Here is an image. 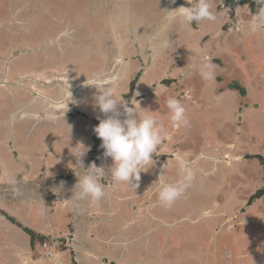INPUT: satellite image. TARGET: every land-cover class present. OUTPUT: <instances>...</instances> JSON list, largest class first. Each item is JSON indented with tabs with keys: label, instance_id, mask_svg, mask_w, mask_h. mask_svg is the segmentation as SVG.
I'll list each match as a JSON object with an SVG mask.
<instances>
[{
	"label": "crops",
	"instance_id": "1",
	"mask_svg": "<svg viewBox=\"0 0 264 264\" xmlns=\"http://www.w3.org/2000/svg\"><path fill=\"white\" fill-rule=\"evenodd\" d=\"M134 1L136 3L140 1L138 7L145 14L137 18L129 16L127 11H125L122 20L127 27L134 28L135 30L133 32L134 37L132 42L137 45L144 38V41H149V43L147 42L148 47L150 46L153 50L160 51V43L164 41V37L166 36L172 39L171 45L173 47L171 51L168 52L165 48L159 54L161 59L165 57L169 58L168 62H165L158 68L160 72L154 73L156 75L154 78H149L151 75L149 74L145 76L146 79L138 80L134 84V92L129 99V101L135 99L140 107L144 103L149 104V106L156 105L151 109L142 107V109L155 112L156 118L162 116L161 106L164 104L162 97L166 99L169 96L166 90L170 85H166V88L160 87L161 84L163 85V80L167 79L170 81L176 79L175 77H170L171 74L178 76L182 73L188 79L192 78V76H189L190 73L193 72V74H196L194 69L196 67H192L195 60L191 56L194 36H198L195 40L198 39L201 42L204 38H207L206 36L211 33H216L218 29L221 30L237 17L240 20L237 21V18L234 24H237L236 27L240 25L239 30H243L244 39L240 41V46L244 47V52L248 59V62L244 63V66L247 63L249 65L250 63L254 64L253 67L250 66L252 77H254L257 71L256 69L260 66L259 72L260 78H262L261 74L264 72L262 62L264 58V26L258 30L252 29L251 22L256 14H252L249 4H239L243 0H211L216 15L215 20L198 22L200 26L196 27V30L185 25L179 19L174 20L173 17L177 16V13H167L180 7H189L190 5L187 3V0H175L174 3L172 0ZM231 15L234 16L233 19ZM111 21H114L112 17L106 22ZM191 26L195 27V23ZM113 27L117 31L119 30L118 28H122V23L120 22V25H114L113 22L112 26L108 27V31H111L108 33H112L114 37L112 40L114 45L119 48V46L121 47L123 45V42H121L122 37L120 33L113 31ZM115 34L118 35L115 36ZM106 37L107 34L105 33L103 35L102 32L100 37H95V39L102 40L104 45ZM155 39L158 41V45L156 46L154 43ZM236 39L240 40L241 37L237 36ZM174 49H176L175 52L173 51ZM194 51H197L196 47H194ZM178 55H183L184 57L190 56V58L185 60L186 63L184 64L185 71L188 74L181 72L179 65L175 64L179 58L176 57ZM111 58L113 60L115 59V57ZM154 64L156 66L157 61ZM112 65H114V61ZM244 68L248 69V67ZM111 70L113 69H109V72ZM115 72L116 75L121 72V75L112 77V80L108 84H111L118 78L120 80L125 79L128 77L130 70L123 69L122 64V67H115ZM122 73L125 74L122 75ZM130 79H127L128 83ZM181 79L182 76H180ZM178 81H172V88H175V97L185 105L187 116L190 118L193 116L202 118L205 113L204 118L208 120L210 111L208 110V115L204 112L205 105H201L203 101H206L209 108L212 107L211 110H214L215 114H219L217 112L219 110L222 113L221 115L219 114V117H226V106L235 103L233 99L234 94L228 92L225 95L221 93L218 99H216V95H212L213 97L209 96L207 100L205 98L198 99L194 92L191 94L193 89L192 85H188L187 88L182 89ZM5 83L0 81V86H5ZM112 85L115 87L116 83L113 82ZM81 88L78 85L74 89L72 88L73 91H65L63 94L65 99L58 100L53 97V99H50L53 101V104L47 103L43 107L36 106L34 101L37 99L40 102V94L32 91L31 100L34 105L27 110H24L26 107L25 103L23 104V109L20 108L22 101L20 102L14 96L10 99L11 103L3 101V104L0 106L1 118V114H4L3 112L7 109L9 110L7 111L9 116L11 114L15 116L17 114L16 112H19V109L24 111H20L22 115H18V113L12 119L2 118L0 120V142L2 144L0 149V264H152V260L150 259L151 251L147 250L148 238L152 236L149 231H152V228H149V230L145 228L144 233V230L141 231L135 226L127 229L128 227H124V225L115 224L117 218H126L129 214L130 210L120 208L119 206H128V209L132 207L131 201L127 203L122 202L127 197L134 199L132 188H129L123 183H114L111 180H105L103 182L106 183V195L100 201L69 200L77 182V178L71 169V165L75 164V158L70 154V148L74 147L80 141H83L86 146H91L90 144L93 146L95 137L93 129L98 125L100 119L105 118L95 106V96L98 94L97 90L94 87H87L84 90H81ZM8 89L7 93H10ZM126 92L117 91V94H124V98ZM165 94L166 97L162 96ZM7 104L8 106H5ZM54 104L61 106V108L55 109L57 107ZM73 108L75 110H72ZM261 108L264 110V106H261ZM77 110L81 112L82 116L68 118V114L71 116L72 112L77 113ZM58 111L60 113L59 117H57ZM137 111L139 112L138 108ZM61 116L64 118H61ZM240 116L242 114L239 112L237 117ZM123 118L121 116V119ZM58 119V122L54 121ZM244 119L254 121L255 124L257 122L259 123L254 108ZM84 124L86 125L85 128ZM181 127H175V131H168L157 153L154 154H158V157L164 154L167 157L171 155L173 158L167 161H155L147 172L141 173L138 182V185H141L140 191L144 202L143 205L145 207L147 203L158 205L155 211H160L159 214L155 213V220L160 223L159 230L155 231L154 237L152 236L157 241L156 247L166 244V249L168 250L170 246L168 245V232L166 229L164 230V227H175L183 232L179 234L180 241L177 235L174 237L177 241L174 250L180 252V245L185 246L187 242H191L193 236H196L195 231L198 237H202L200 234L203 233L204 235L203 228L207 224L210 226L218 222L221 223V219L224 218L226 222H231L234 226L244 224V242L250 241L247 249L236 255L235 260L241 259L244 255V260L240 261H243L245 264H261L257 261L255 263L252 262L251 257L258 256L257 258L259 260H264V212L262 211L260 213V216H263L262 225L258 227L260 223L257 222L258 220L255 216L259 214H254L255 209L244 208V203L248 199L244 198L238 201L237 195L239 189L237 187L234 190L231 186L225 201L218 203L213 201V193L215 190H212L210 184H206L208 182H205V187H201L198 181L194 182L193 179L191 191L195 203L197 202L194 208L189 206L185 208L183 201L186 200V195H188L186 194L187 188L180 198L183 199L182 203H177L176 201L171 207H164L159 204L156 195L158 185L154 184L158 181V177L164 173V178L167 182H176L181 178L183 173L177 157L181 159L183 165L190 171L188 166H186L188 163L183 159L185 156L184 152L179 151L173 142L177 133L180 134V131H183ZM170 141L172 142L171 144ZM175 149L177 153H175L176 151H171ZM215 156L206 157L204 154H200L199 157L204 158L203 160H212V164L219 162L221 158L224 160L227 157H220L217 154ZM83 159H85L84 164L87 166L86 156ZM104 160L106 161L104 167L107 169L111 166V159ZM227 162L229 161L227 160ZM198 167L199 173L200 166ZM209 178L211 179L210 182H212L213 176ZM244 189L247 190V187L244 186ZM124 190L128 191L126 197L123 194ZM250 194L248 193V196ZM209 203L211 204L209 205ZM209 209L212 211H209ZM192 210V215H195V217L191 222L185 216V213ZM175 219L176 221H173ZM234 219L237 222H234ZM170 220L172 221L169 222ZM175 223L181 226L178 227V225H174ZM188 223L195 224L196 226L194 225L191 230L187 231L186 225ZM197 224L199 225L197 226ZM213 228H210V241L213 240V243L216 242V247L219 243L223 245L222 248L224 251L220 252V256L225 258L226 261L221 260V263L234 264L236 261L233 263L234 260L231 255L237 250H234L235 246L234 244L232 245L229 238H234L236 241L241 240L237 235H240V231L236 229L234 231H228L224 224L220 226L219 230H214ZM25 230L33 233L35 237L32 239ZM261 230L263 235L261 234ZM259 231L261 235L257 234ZM217 235L219 240H216ZM240 236L242 237V235ZM152 237L150 238L151 240ZM141 239L144 244L143 248L144 250L146 248V251L142 248L141 250L139 248V251L134 249L138 246L136 240L140 241ZM61 240H64L66 245L64 249L59 250L56 244ZM248 248L254 249L251 255L246 252ZM211 257L214 258L215 256L212 255ZM199 258L197 259L198 262L196 260L195 263L203 264ZM214 262V264H217L216 261Z\"/></svg>",
	"mask_w": 264,
	"mask_h": 264
},
{
	"label": "rangeland",
	"instance_id": "2",
	"mask_svg": "<svg viewBox=\"0 0 264 264\" xmlns=\"http://www.w3.org/2000/svg\"><path fill=\"white\" fill-rule=\"evenodd\" d=\"M139 2L136 3L134 0H0V81L6 82L5 86H0V106L3 104V101L11 103L10 99L14 96L20 102L22 101L20 108L24 107L23 104L26 101L27 105L24 110L31 108L34 105L31 100V92H29L31 90L36 94L49 96L51 99L55 97L58 100H63L65 99L63 94L65 91H68L69 87L74 88L82 85L81 81L91 83V77L96 74H102L105 79L109 77L108 75L111 77L121 75V72L118 75L114 73H116L115 67H120L122 64L123 69H129L130 72L125 79L120 80L118 78L115 80L114 78L115 81L113 82L116 83V92L127 91V94L130 91V87L134 85L133 78H136L135 83L143 78L146 79L145 76L149 74H151L149 78H154L156 76L155 74L160 72L158 68L165 62H168L169 58L165 57L161 59L159 54L162 53L160 52L162 49L158 51L153 50L150 46L148 47L147 42L149 43V41H144V38L140 44L136 45V43L132 42L134 37L133 32L135 30L134 28L127 27L122 20L125 11H127L129 16L137 18L145 14L138 7ZM231 16L233 19L234 16ZM111 17L114 21L106 22ZM237 18V21H239V17ZM236 19L232 20L231 23L229 22L221 30L218 29L216 33L209 34L201 42L198 39L195 40L198 36H194L192 46L193 50L196 47L197 51L193 52L192 50L191 56L195 60L192 67H196L197 70L194 68L196 74H193V72L189 74L192 78L188 79L180 73L178 76L171 74L170 77H175L176 79L170 81L167 79L163 80L164 86L170 85L166 90L169 96H175V88H172V81L175 80L177 82L180 80V76H182V79L178 81L179 85H182H180V88L184 89L188 85H192L193 89L191 94L194 92L198 99L205 98L207 100L209 96L213 97L212 95H216L215 97L218 99L221 93L225 95L227 92L234 94L233 99L235 103L226 106L227 119L223 116L219 117V114L221 115L222 113L217 110L219 114H215L214 110H211L212 107L209 108L206 101H203L201 105H205L204 112L208 115L210 111L208 120L204 118L205 113L202 118H196L195 116L192 118L188 117L189 123L182 126L181 129L183 131H180V134L177 133L174 137V145L179 151L184 152L185 156L182 158L188 163L186 166H188L192 175L186 191L188 195H186V200L183 201L185 208L188 206L194 208L197 203H195L191 191L193 179L194 182L198 181L201 187L210 184L212 190H215L213 193V201L218 203L225 201L231 186L234 190L236 187L239 189L237 195L238 201L244 198L249 201L250 197L258 189L264 188V164L261 162V159L264 161V110L261 108V106H264V72H262V78H260V66H258L254 77H252L250 66L253 67L254 64L250 63L249 65L247 63L244 66V63L248 62V59L246 58L244 47L240 46V41L244 39V36L243 30H239L240 25L236 27L237 24H234ZM113 22L114 25H120V22L122 23V28H118L119 30L117 31L113 27V31L120 33L122 37L121 42H123V45L121 47L119 46V48L112 41L114 39L112 33H108L111 32L108 31V27L112 26ZM198 26L200 24L195 23V27L191 26L190 28L196 30ZM102 32L103 35L105 33L107 34L104 45L102 40L95 39V37H100ZM117 35L115 34V36ZM237 36L241 37V39H236ZM164 40H169L170 45L166 50L168 52L171 51L173 47L171 45L172 39L165 36ZM154 43L155 46L158 45L157 39H155ZM175 50L173 51L175 52ZM111 57H115V59L113 60ZM176 57L179 58L175 64L179 65L181 72L188 74L185 71L184 64L186 63L185 60L190 58V56L184 57L183 55H178ZM205 57L210 58L211 63L215 66L212 70L213 76L211 80H205L200 75L199 68ZM113 61L114 65H112ZM119 61L121 62L120 65L118 64ZM155 61H157L156 66H154ZM262 62L264 65V58ZM244 67H248V69ZM109 69L113 70L109 72ZM124 74L122 73V75ZM128 78H131L129 83ZM36 81H41L44 86L39 85V83L36 84ZM112 83L109 86H113ZM233 85H237L239 90L243 89L244 93L242 94L232 89ZM7 89L10 93H7ZM162 96L166 97V94ZM123 99L129 101L126 97ZM166 99L162 97L164 101V104L161 106L162 116L157 118L163 125L165 133L176 130L172 125L168 109L166 108ZM35 100L36 106L39 105L42 107L41 103L44 102ZM142 105L141 108L148 109L156 106L154 104L149 106L146 103ZM5 106H8V104ZM253 108L256 111V118L259 121L257 124L254 121L244 119L248 113L253 111ZM7 111L9 110L4 111L3 113L5 115L1 114V116L8 120L16 117L18 113V115H22L20 111L24 112L20 109L19 112L15 110L17 114L15 113V116L12 114L9 116ZM239 112L242 116L237 117ZM2 118L0 117V120ZM238 119L239 121H237ZM54 121L58 122L59 119ZM85 126L84 124V128ZM1 145L0 142V149ZM90 145V150H93L94 145ZM90 150L86 154L87 163L95 162L97 166L101 164L105 166L106 161L104 159L108 160L109 158H104L102 153L99 160H94L91 156L94 155L95 157L97 154H89ZM171 151H176L175 153H177L176 149ZM200 154H204L206 157H216L215 154L220 157L229 155L230 160L227 159L229 161L227 162L221 158L219 162L212 164V160H203L204 158L199 157ZM256 155L261 158L253 157ZM170 158L173 157L171 155L167 157L166 154H164V157H158V154L153 155L154 162L157 160L167 161ZM198 166H200L199 173ZM212 176L215 179L213 180L212 178V182H210L211 179L209 177ZM205 182L208 183L205 184ZM140 186L132 191L134 192V199L127 197L125 198L127 201L125 199L122 200V202L126 203L131 201L132 207L129 209L128 206H119L131 212L129 211L126 218H117L115 224L124 225V227H128L127 229L135 226L141 231L144 230V233L145 228L148 230L152 228V231L150 230L149 233L154 237L155 231L159 230L160 225L155 220V213L159 214L160 211H155L158 205L149 203L146 204V207L143 205L144 202ZM244 186L247 187V190L244 189ZM127 193V190L123 191L125 197ZM248 193H251L250 196H248ZM182 200L178 199L177 203H182ZM248 201H245L244 208L255 209L254 214H259L255 218L260 223L258 227H261L263 216L261 217L260 213L262 211L264 212V194L261 196V199L252 201L250 205H248ZM193 210L185 213V216L191 222L195 217V215H192ZM209 211L212 210L209 209ZM151 215L152 217H150ZM237 220L234 219L233 221L237 222ZM173 221H176V219ZM222 224L225 225L228 231H234V229L240 231L242 237L239 234L237 235L241 240L236 241L234 238H229V241L235 246L234 250H237L231 257L234 260L233 263L239 261L237 264H245L243 261H240L244 260V255L241 259L235 260V256L241 251H245L249 246L250 241L244 242V224L234 226L231 222H226L224 218L221 219V223L218 222L210 226L207 224L203 228L204 235L203 233L200 234L202 237H198L195 231L196 236H193L191 242H187L185 246L180 245V252L174 250L177 245L176 238L174 237L177 235L180 241L179 234L183 232L175 227H164V230H167L169 236L168 245L170 246L169 248L167 247L168 250L166 249V244L156 247L157 241L152 236V240L150 237L147 241V250L151 251L150 259L152 260V264H197L195 261L199 257L203 264H211L212 262L214 264V261L217 264H222L221 260L226 261L225 258L220 256V252L224 251L222 248L223 245L219 243L216 247V242L213 243V240L210 241V228L214 227V230H219ZM174 225L181 226L177 223ZM194 225L188 223L186 230H191ZM257 234L263 235L262 230L261 234L260 231ZM216 240H219L218 235ZM136 244L138 245L134 248L136 251H139V248L140 250L141 248L144 250L142 239L140 241L136 240ZM56 245L59 250H62L66 244L64 240H61ZM189 248L190 250H188ZM253 250V248H248L246 252L251 255ZM144 251H146V248ZM212 255L215 257L212 258ZM177 256L179 257L177 258ZM257 257H251L252 262L255 263L257 261L264 264V260H259Z\"/></svg>",
	"mask_w": 264,
	"mask_h": 264
},
{
	"label": "clouds",
	"instance_id": "3",
	"mask_svg": "<svg viewBox=\"0 0 264 264\" xmlns=\"http://www.w3.org/2000/svg\"><path fill=\"white\" fill-rule=\"evenodd\" d=\"M172 2L174 3L175 0ZM187 3L189 7H180L167 13H177L178 15L173 19H179L189 27L193 23L215 20L216 15L211 0H187ZM257 3L262 7L251 22L253 30L264 26V0H257ZM169 45V40H164L161 41L160 48L165 49ZM214 67L210 58L205 57L199 68L201 77L211 80ZM87 85L94 87L98 93L95 96V106L105 118L99 120L93 131L101 141L103 157L111 159V166L106 169L103 164L97 166L95 162L85 166L83 158L90 147L83 141L71 147L70 154L75 158V164L71 165V169L77 182L69 200L100 201L106 195V183L103 182L105 180L123 183L132 189L139 186L141 173L147 172L152 167L153 155L163 143L166 133L163 125L154 115L155 112L142 109L135 99L125 101L124 94L118 95L115 87L109 86L102 74L92 76L91 83ZM160 87L166 88L162 84ZM165 104L174 127L180 128L189 123L187 109L179 99L168 96ZM121 116L124 118L121 119ZM177 161L183 173L178 181L167 182L163 173L154 183L158 185L156 192L158 202L164 207H171L180 199L192 179L191 173L179 157Z\"/></svg>",
	"mask_w": 264,
	"mask_h": 264
},
{
	"label": "trees",
	"instance_id": "4",
	"mask_svg": "<svg viewBox=\"0 0 264 264\" xmlns=\"http://www.w3.org/2000/svg\"><path fill=\"white\" fill-rule=\"evenodd\" d=\"M239 4H242V5L249 4V6L251 8V11L254 14H257L260 11V8H261V5L257 3V0H243V1H240ZM132 80H133V82L135 84L136 78L135 79H132ZM232 89L239 91V93H242V94L244 93L243 89H240L239 90V88H238L237 85H233L232 86ZM133 90H134V85H132V87H130V91L125 96L127 98V100H129L132 97ZM100 144H101V141L97 138V136H95L94 137V142H93V145H94L93 150H90V152H89V154L90 153H95V155L97 154L95 157H94V155L91 156L94 160H99L100 157L102 156L103 149L100 147ZM253 157L261 158L258 155L253 156ZM261 162H262V164H264L263 159H261ZM263 194H264V188L258 189L250 197V199L248 201V205H250L252 203V201L261 198V196ZM25 231L29 233V235L32 237V239L35 237V235L33 233H31L30 231H27V230H25Z\"/></svg>",
	"mask_w": 264,
	"mask_h": 264
},
{
	"label": "flooded vegetation",
	"instance_id": "5",
	"mask_svg": "<svg viewBox=\"0 0 264 264\" xmlns=\"http://www.w3.org/2000/svg\"><path fill=\"white\" fill-rule=\"evenodd\" d=\"M118 64L120 65L121 64V62L119 61L118 62ZM120 67H122V66H120ZM115 75H116V73H114ZM109 76V75H108ZM59 77H61V76H59ZM77 77H80V76H77ZM111 76H109V77H107L106 79H110V80H106L105 78H104V80H106V83H108L109 81H111L112 80V77L110 78ZM36 84L37 83H39V85H41V86H44V84L43 83H41V81H36L35 82ZM81 83H82V85H79V87H82L81 88V90H84L85 88H91V86H88L87 84H89L88 83V81L85 83L84 81H81ZM80 83V84H81ZM85 83V84H84ZM46 86V85H45ZM72 88L71 87H69L68 88V91H72L71 90ZM74 89V88H73ZM31 90V89H30ZM32 91V90H31ZM31 91H29V92H31ZM31 97H32V95H31ZM65 98V97H64ZM40 101H42V102H44V103H41L42 104V107H43V105L44 104H53V101H51L50 99V97L49 96H45V95H40ZM27 102V101H26ZM25 102V106L27 105V103ZM30 102V101H29ZM57 108H55V109H60L61 108V106H57V104H54ZM36 108V107H35ZM72 110H75L74 108L72 109ZM57 111V110H56ZM58 113V116L57 117H59V115H60V113H59V111L57 112ZM80 115H81V112L79 111V110H77V113L76 112H72V115L70 116L69 114H68V118H77V117H80ZM49 116V115H48ZM82 116V115H81ZM61 118H64V117H62L61 116ZM188 172H190L189 170H188ZM191 173V172H190ZM189 190V189H188Z\"/></svg>",
	"mask_w": 264,
	"mask_h": 264
},
{
	"label": "bare ground",
	"instance_id": "6",
	"mask_svg": "<svg viewBox=\"0 0 264 264\" xmlns=\"http://www.w3.org/2000/svg\"><path fill=\"white\" fill-rule=\"evenodd\" d=\"M227 159H229L228 156L224 158V160H226V161H227Z\"/></svg>",
	"mask_w": 264,
	"mask_h": 264
}]
</instances>
